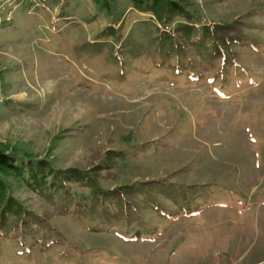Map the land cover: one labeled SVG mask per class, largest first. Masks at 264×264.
Instances as JSON below:
<instances>
[{"label":"rangeland","instance_id":"obj_1","mask_svg":"<svg viewBox=\"0 0 264 264\" xmlns=\"http://www.w3.org/2000/svg\"><path fill=\"white\" fill-rule=\"evenodd\" d=\"M178 8L0 0V264H264V0Z\"/></svg>","mask_w":264,"mask_h":264},{"label":"trees","instance_id":"obj_2","mask_svg":"<svg viewBox=\"0 0 264 264\" xmlns=\"http://www.w3.org/2000/svg\"><path fill=\"white\" fill-rule=\"evenodd\" d=\"M95 5L99 7L100 10H103L105 12L110 11V7L116 0H91ZM130 3V7L136 8L140 11H143V13H150L155 18L157 22H163L162 16L164 15V21H167V17L172 16H178L182 15V12L180 8H178L180 5L186 4L187 0H172L171 4L168 2H164V0H126ZM191 27L192 26H188ZM187 28L178 29L177 32H182L183 35L189 36V31L186 30ZM164 35V34H163ZM166 34L165 38H169L165 41H162V54L166 56L175 54L174 45L172 41L170 40V36H167ZM167 47L170 48L172 51L167 50ZM8 148H1L0 147V204L3 206L6 205L5 210L2 213V217H0V225L2 228H0V231H8L9 228L7 225L11 224L13 227V232H16L17 228V222L23 224L24 222V216L25 214L23 212H18L16 208H11V204L7 203V196H6V188H5V180L8 176L14 175L18 177L19 179L25 180L28 179L32 182H34L36 185L39 186V189L43 188L45 185L42 184L44 182L45 172L50 173L51 170L48 169V165L46 164H40V163H34V165H29V167L22 168L19 164H17V159H14V157L11 154H6ZM40 164V165H39ZM29 175V177L25 178V175ZM62 177V176H61ZM54 176L53 181L56 183V186H54V192H50V189L47 188L49 191L45 192L44 197L45 198H52L53 195L57 196L58 191L57 187L61 186L65 181L70 182L68 180L69 178H62ZM60 179V180H59ZM63 182V183H61ZM27 183V181H26ZM62 190V188H59ZM65 191V189H64ZM68 194L61 195L62 203H68L65 199H67ZM64 200V201H63ZM92 201H97L96 198L90 201V204H92ZM64 208V207H62ZM13 219H12V218ZM8 220V222H7ZM6 223V225H5ZM5 225V226H4Z\"/></svg>","mask_w":264,"mask_h":264},{"label":"built area","instance_id":"obj_3","mask_svg":"<svg viewBox=\"0 0 264 264\" xmlns=\"http://www.w3.org/2000/svg\"><path fill=\"white\" fill-rule=\"evenodd\" d=\"M35 1H46V0H35Z\"/></svg>","mask_w":264,"mask_h":264}]
</instances>
